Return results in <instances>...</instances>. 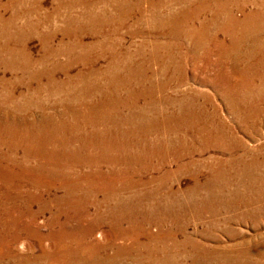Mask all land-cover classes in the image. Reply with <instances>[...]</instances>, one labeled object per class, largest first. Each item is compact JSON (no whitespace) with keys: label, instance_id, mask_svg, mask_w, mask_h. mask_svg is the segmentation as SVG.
<instances>
[{"label":"rangeland","instance_id":"1","mask_svg":"<svg viewBox=\"0 0 264 264\" xmlns=\"http://www.w3.org/2000/svg\"><path fill=\"white\" fill-rule=\"evenodd\" d=\"M115 1L116 0H66V1L64 0H13L14 5L7 9L5 7L7 6V3L9 2V0H0V29H2L3 27V22L11 21V19L14 20V23L12 24V26H10L11 28L9 29L8 32H3V33L0 32V57H1L0 58V80H2L0 81V95H1L0 96V101H1L0 107L5 108V106L9 104L8 102H4V99L2 97H6L7 95H10L11 100L18 103L19 101H21L19 99L24 94H27L28 91L31 94V93L36 92L37 88H39L38 83H35V81H31L30 79H28L27 78L28 76L26 73L17 69V67H20L26 64L25 57L28 58L27 62L30 61V63H33L32 64L33 66L30 65L31 70L36 71L37 70L35 67V65H37L36 62L40 61L46 67H50V66L52 67L54 65H57L58 68L67 67L66 68L67 72L70 73L71 75H75L77 72L81 70L85 71L83 67L84 65L87 66L89 64V66H92L94 69H101L102 67L104 68L110 65V63L107 61V58L105 59L99 58L98 60L91 62V63L80 62L79 61L80 59L77 60L76 62L70 61L69 63L67 58L64 55L63 56L59 55L57 58L58 60L53 59L51 57L49 58L50 60L47 59V61H44L43 63V60L41 61V59L44 55L45 49L40 39H42L44 36L47 35L48 37H51V40L53 37L55 38V39L53 38L54 39L53 42H50L48 44L50 46L49 49L51 50H56L60 48V47H57L59 46L60 42H64L66 46H71L70 42L72 43L74 42V38L71 35L83 36V37H80V36L77 37L76 40L81 41L82 44H85L84 49H87V48L89 49V45L91 47V46H94L97 41H101L100 35H102V33L104 34L112 33L110 34L111 37L114 39V40L113 39L111 40L112 43L113 41H120L123 47L122 49L118 47L117 51H124L125 48H131V50L132 49L134 50L136 46L145 45V48H144L145 54L146 55L151 54V57H153V60H154V61L150 60V63H148V66L150 67V70L152 72L151 82L152 83L154 82L158 87L160 83L166 84L165 90L161 92L160 97L170 98V99L175 100V99H182L184 98L185 95L186 96L188 95V97L193 95L196 98L195 99L196 106L200 107L201 110H203L206 114L214 115L215 125L217 126L224 125L228 130L231 131V133H233V136H231L230 134L231 137L230 136L228 137L226 135L227 139L230 140L231 146L233 145V147H231V150H228V151L217 149V148L216 149L207 148L209 150L203 153H197L199 152L198 151L199 149H198L194 152V154L190 156L189 155L184 156V157L182 156L179 159L178 158L179 155H185L184 153L187 152L186 150H182V149L177 150L176 146H174V148H171L170 146H168V148L166 149V147H163V146H159L157 148L156 147L151 148L149 145L143 146L142 144H139L138 147H136L137 145H134L133 143H136V141L139 140L138 137L140 135L147 136L148 137L147 141L152 139V137H155L152 130H158V131L160 130L159 131L160 135L164 137L168 136V137L180 138L186 132L184 131V129L183 130L175 129L173 126L171 127L168 125L166 126L167 128L159 127L155 129L146 127V126L142 127L141 125L140 126H132V125L128 126L127 125V126H121V127L119 126L117 129L113 125L109 126L110 124H107V125L104 124L103 126V124L92 125V124H85V123L81 124L80 123L81 126L77 125L78 128L77 127L75 128L73 126H69V128L68 127L65 128V127H62L61 125L60 131L62 130V128H65L66 130L65 129L63 130L65 131L66 135H63V137L61 136V138L60 137L59 138L57 137V138L58 140H60V142L62 143L66 142L65 144H67L68 146L70 145L69 150H70V153H72L70 156L75 157L78 160V162L80 161L79 163H77L79 164V166H81V168L78 170L82 172L74 173V176L76 175L79 176L81 181H79V183L77 182L78 185L73 188L72 185H70V183L66 182L63 179L62 180L59 179L58 176L55 178L50 177L48 181L50 183L54 182L53 184H54L55 189H52V188L36 189L35 187L33 188V185H31L34 182L36 183L35 178H32V179L30 178L24 181V180H21L19 175H13L15 177L14 179L11 177L12 178L11 181L17 182L18 185L21 184L20 187H22V188H18L20 192H17L12 187V184H10L11 183L10 177L1 176L0 181L2 180L3 182L2 181L0 182V198L5 194L6 195L11 194V196L14 195L13 196L14 199L18 197L17 199L18 204L15 206H12V209L11 210L9 209L10 210L9 213L8 211H6L8 216L11 218L10 219L11 222L6 223L8 224V227L7 225L4 226L3 223L0 224V241H2V243L0 242V246H1L0 250L2 248H5L4 241L8 242V240L10 239L12 240L13 238H15L17 240L23 239L21 242L25 243L23 246L24 248L21 246L18 247V250L21 251L20 256H23L25 254L26 257H29L34 254V257H37L35 259L38 260V261L36 260L37 263L33 262L34 264H39V263L41 264L42 261H43L42 264H60L59 260L63 259V261L65 262V258H67L68 260L72 259L71 260L72 264H81V263L82 264L83 263L84 264H264V108L261 104L262 102L261 101L259 104H257V107H260L262 109L261 110L262 112L257 117V119L255 117L253 120L252 119L244 120L243 117H241L240 115L244 114L245 111L247 110H245L246 109L245 106L239 103L240 100H243L244 98H248L249 96H250L249 98H255V99L257 98L260 100L264 99V56H263L264 54V16L263 17L254 16L253 17L254 19L250 16V14L253 13L257 7L260 8V6L263 7L260 9L262 12H264V2H262L264 0H255V1L253 0L251 2L250 1L240 2V3H237L236 6L233 7L232 10L228 12H226V8L225 9L223 8V6L221 5L222 4L221 2L220 4L219 2H213L214 5H212L211 4L212 2L210 0L206 2L202 0L195 2L193 0V3L186 2L187 4L186 3L176 4L175 2H172V0H153V1L152 0L151 1L141 0L140 1V11H139L140 13L137 12L138 9L136 11L134 9L131 12L129 11L131 14L129 12L128 14L114 12V11H118L120 9V6H122L121 5L122 3H119L117 1L115 2ZM136 1L137 0H129L130 4H132L133 7H134L133 4L136 3ZM38 3H39V6H36L38 5ZM64 3L66 6L63 5ZM59 5H62V6H60L59 8ZM217 5L220 6L219 8H217V9H220L219 11L217 12L216 10L210 11L211 10L210 8H215ZM224 5L227 6L228 4L227 5L224 4ZM87 6L89 9L86 8ZM205 6H207L206 8L210 9L209 11L207 10L208 12L205 11V12L200 13L199 11H197L199 8L205 7ZM16 8L18 9L17 11H19L18 12L19 15H17L16 17H13V11L15 12ZM159 8H160V11H159ZM151 9L152 11L154 10L155 11L152 13ZM172 9L176 11L175 12L171 11ZM106 10L108 13L106 12ZM93 12L98 13V15H105L106 17L105 16L103 17L104 18L108 17L107 20L109 19L110 20L106 22V20H103L104 19L103 17L100 18V16H98L99 19L97 18V22L95 24L92 21H96V20H93V17L90 16V14ZM196 12L199 14V16L198 14H196ZM150 13L152 15H150ZM211 13L213 16L211 15ZM81 14L89 16L88 19L92 23L90 21L81 20L79 18L77 19L79 22V23L77 22V25L79 24L80 27H82L80 29L83 32V34L77 31L76 28H74V30L70 31L69 33H66V30H65L66 28H64V26L66 27L69 20L71 21L73 17L74 18H77L78 16L81 17ZM187 15H189L190 19L188 18ZM223 15H225V17ZM67 16L69 17V20L67 19L68 18ZM192 18H193V21H192ZM204 18L206 19V21ZM229 18L234 20L235 22H241V23L247 22L250 24V21H251L254 27L249 28L248 30H237L234 33H231L232 32L231 29L229 28L228 25H226L230 23ZM162 19L165 21H163ZM181 19L183 21H186L188 25L190 24L189 25L190 28L182 27L183 24L181 22L183 21ZM202 19H203V22H202ZM209 20L210 22H213V23H210ZM80 21L82 22L80 23ZM29 22L32 23L33 25L36 24V27L35 26H34L35 28L34 27L32 28L31 26L26 27L25 24L27 23L29 26L30 25ZM108 22L111 23L112 26L111 24H109L106 27V24ZM203 24L204 26L207 25L205 26L207 30L206 29L205 30L206 32L208 31L207 32L208 34L205 32L203 33L204 35L196 36V34L194 33V30H196L198 26L203 25ZM114 26H116L117 28ZM256 26H258L259 28H256ZM19 27H21L20 29L22 30H19L18 29ZM173 27L175 29H173ZM184 29H187V30L184 32ZM226 29H229V30H226ZM38 35L40 36L38 37ZM3 36H9L11 37V39L9 38L5 39L3 38ZM114 36L116 39L114 38ZM198 37L201 39L205 38L207 42L205 41V39L203 41L206 43L201 42V40ZM168 44L173 45L172 47L173 50L172 49L170 50L166 47V45ZM157 45H161L163 47L158 49ZM72 46H75V45H72ZM95 49L96 51L102 50V48H99V47ZM63 50H66V49H63ZM77 50L78 48L75 49V51ZM75 54L77 53L75 52ZM171 54L173 57L171 56ZM169 55L172 58H170ZM1 63L4 65H2ZM178 69H182L183 71V72L181 71L182 77H180V74L178 73L179 72ZM63 77L64 76L62 74V71H57L55 73V79L57 81L59 82L63 81L64 80ZM57 81H54L55 84H57ZM40 84L41 85L44 84V86L45 85L49 86L48 85L49 82H47L46 79L44 83L42 81L40 82ZM148 85L150 84L148 83ZM253 91L254 92L256 91V93L254 94ZM241 92H242V95H241ZM39 95L41 99L43 100L46 99L49 102H52L51 103L52 105L54 104L53 101H55V97H50L49 94H45V93L44 94L39 93ZM230 100L232 101L234 100L237 106L232 108L230 104ZM65 103L63 104L62 108L59 109V111H65L64 109H66L67 107ZM48 105L50 106V103H48ZM9 106L11 105L9 104ZM53 110L54 109L52 107H50V110H49L48 106L46 105V111H45L46 114H50V112H53ZM168 112L169 114L172 112L175 113L176 112L175 107L170 105V109L168 110ZM37 113L38 112L33 109L25 110L22 113V115H20L19 113H15L16 117L13 116L14 117L13 119H15L16 122L15 121L13 122L16 124L18 122H22V124L30 123L33 120L32 119L33 115H36ZM1 116L2 115L0 113V117ZM23 121H26V122H23ZM51 126L52 125L46 126L45 128H48ZM145 129H152V130L150 133H145L148 131ZM118 130H119L118 133H122L124 134V136L120 134L119 138L112 137V135L116 134L117 133L116 131ZM102 131L105 134H108L110 136L108 137L107 135H105L100 139L94 137L93 139L90 138V139L85 140L86 133L88 134L90 133L89 135L92 136V134L94 135L103 134ZM176 134L177 136H175ZM82 138H84L83 142H82ZM232 138L234 141L232 140ZM84 143H85V146H84ZM130 147L133 150L128 152ZM22 148L23 150H25V147H22ZM125 151L128 152L127 154L129 156L127 157L129 158L136 157L139 160L134 161V162L133 161L126 162L122 160V158L125 157L123 155ZM20 153L22 154L21 151ZM113 157L115 159H113ZM213 157L215 159L216 158L219 160L221 159L222 161H225L227 159H231V160L236 159L237 162H239L240 160H242L248 165V168L251 169L255 167V165H256L255 168L257 167L258 168L256 172L257 175H255V177L253 175L252 177H244L243 179L240 178V180L238 177L236 178L233 177L231 180L230 189L223 188L220 191L219 189L214 190V192L208 196L209 198L208 202L211 200H215L217 202L218 200V203H217L216 208L211 209V207L210 208L204 207V204H203L204 202L203 199L205 198L204 192L200 191V189L198 188L199 186L203 185L206 180H208V177H207L208 175L203 176L199 174V176L190 177L188 173L184 174L185 172H183L182 170L184 168V165H186L188 162H192L196 165L203 166L202 164H205L204 162L206 161V159L213 158ZM102 160H106L108 163L104 162L105 164L102 163L100 165H95L97 163H94V162H101ZM88 161L90 163L85 164V162H88ZM92 161H93V164H92ZM121 161H124V164H118ZM222 164L225 166V163H222ZM99 168L101 171L103 169L102 172L108 173L106 177L99 178V176L95 175L97 174V172H95L94 170L99 169ZM141 168L142 169L146 168L147 169V170L145 169L146 172L145 171L140 172L139 170H141ZM88 170L94 171V172L88 173L87 175L86 171ZM248 179L250 180L248 181ZM59 180L63 181L64 184L60 182ZM243 180L246 181V185H248V182H251V188H248L247 186L241 187V185L244 184L243 182H245ZM166 182L169 184H167ZM6 184L8 186V187L6 186L7 188H5ZM126 185L128 188L126 187ZM125 187L127 191L126 189H124ZM132 187H133V190H132ZM169 187L170 189H168ZM189 188L193 191L190 192ZM70 189L72 190V194L74 196L81 195L80 196L81 198L82 197L84 198V195L88 196L87 197L89 201L87 203L88 205L81 206V203L79 204L75 202V204H72L71 206L72 207L71 210H73L71 211L69 210L70 208L68 209L64 208L62 204L58 202L56 203L55 201L54 206L49 205L51 207L48 206L49 208L46 207L40 210L41 208L40 203L44 201L43 198H47L45 200L47 202H50V198L52 197L55 198L57 195L58 199L61 200V197L66 195V192L69 191ZM120 189H124L121 194L119 193ZM156 193H157V196L160 198L163 197V199L164 198L167 199L169 196V199H170V200L167 199L169 202H166V204H163L164 207H161V210L158 209L159 218L160 220L162 219L161 221L159 220L157 216H153V213L155 212V208L151 207L152 209L150 210L147 207L148 211L137 210L138 211L137 212L135 205H134L137 202V199L139 201L141 199V197L137 195H140V194L156 195ZM115 195L116 196L123 195V197L125 198L124 200H126L125 201L126 204L124 206H121V205H118V203L113 202L114 197H116ZM19 196H22V200H24V203H20L21 199H19ZM110 196H113V197H110ZM37 197H39L41 200L37 201L36 200L38 199ZM108 197L112 198L113 201ZM133 197L135 199L137 197V199L135 200ZM106 201H109L112 204L110 203L104 204L106 203ZM150 203L152 202L150 201L149 204ZM122 204L124 203L122 202ZM174 204L175 205L177 204V205L175 206ZM12 205H14V203H12ZM165 206L167 207V209L165 208ZM100 207L101 209H99ZM121 209L123 210L127 209V210H124L126 212H123V210ZM29 211L33 213H30ZM149 211L151 212V214ZM58 213H59L58 217H60L59 220L56 217ZM74 213H75V217H74ZM117 213L118 214L120 213V214L118 215ZM31 214L36 215L35 221L31 219L30 217ZM121 214H122V217H121ZM101 215L103 216L102 218H100ZM123 215L124 216L126 215V216L123 217ZM137 215H138V218H137ZM65 216H68V217L73 216V218H69V219H72L70 221V220H67L68 218L66 219ZM140 216L142 219L144 217H147L149 219V221L146 222L145 225H142L144 226L145 236L143 234L139 236L136 232L131 231V229L134 228L135 225L142 223L141 221L142 219L140 218ZM106 219H108V221ZM120 219H123V220H120ZM89 223H90V226H89ZM108 223H110V225ZM179 224H180V227H179ZM127 226H128V229H127ZM30 229L32 231L34 230L33 231L34 233H31ZM81 230H83L84 234L82 233ZM85 232L87 233V235ZM123 232H127L126 235H124ZM2 233L4 234V236ZM117 233H120V235ZM46 237H48L49 239ZM64 238L65 239L69 238L68 240L71 241L69 244V249L71 250L69 252L71 253L66 252L65 247L62 246L64 243H61V242H63ZM45 240L49 243V248H47L48 243ZM83 240H85V242ZM65 243H67V241H65ZM30 244H32V246ZM82 248L84 249L83 252H85V254L81 252ZM28 249H31V251ZM4 250H6V248ZM3 252L4 251L1 250V253ZM9 253H5V254H9ZM80 253L82 257L79 255ZM50 255L51 257H49ZM49 258L50 259L52 258L53 260L52 259L50 260ZM166 258L168 259V261Z\"/></svg>","mask_w":264,"mask_h":264},{"label":"bare ground","instance_id":"2","mask_svg":"<svg viewBox=\"0 0 264 264\" xmlns=\"http://www.w3.org/2000/svg\"><path fill=\"white\" fill-rule=\"evenodd\" d=\"M66 1V0H64ZM119 3H122L120 6V9L118 11H114V12H118V13H127L130 11H133L135 9V11L138 9V13H140V1L141 0H137L136 3H134V7L132 6V4H130L129 0H116ZM115 1V2H116ZM144 1V0H142ZM151 1V0H150ZM153 1V0H152ZM196 1H201V0H194ZM202 1H208V0H202ZM213 4V2H220L222 3L221 5L223 6V8H226V12L232 10L233 7L236 6L237 3L240 2H246V1H253V0H210ZM255 1V0H254ZM56 2V1H55ZM68 2V1H67ZM158 2V1H157ZM172 2H175L176 4H184L186 2H192L193 0H172ZM264 2V1H262ZM75 3V2H74ZM100 3V2H99ZM112 3V2H111ZM202 3V2H201ZM253 3V2H252ZM36 4V3H35ZM113 4V3H112ZM142 4V3H141ZM150 4V3H149ZM156 4V3H155ZM187 4V3H186ZM198 4V3H197ZM204 4V3H203ZM218 4V3H217ZM224 4H228L227 6H225ZM263 4V3H262ZM14 5L13 0H9V2L7 3V6L5 8H9L11 6ZM33 5V4H32ZM64 6L65 3L63 4ZM162 5V4H161ZM205 5V4H204ZM249 5V4H248ZM39 6V3L38 5ZM62 5H59V8ZM69 6V5H68ZM72 6V4H71ZM149 6V5H148ZM153 6V5H152ZM169 6V5H168ZM183 6V5H182ZM203 6V5H202ZM221 6V7H222ZM225 6V7H224ZM263 6V5H262ZM33 7V6H32ZM94 7V6H93ZM115 7V6H114ZM119 7V6H118ZM156 7V6H155ZM159 7V6H158ZM181 7V5H180ZM198 7V6H196ZM205 7H201L199 8L197 11H199L200 13L205 12V11H219L220 6H214L215 8H206ZM13 8V7H12ZM58 8V9H59ZM88 8V6L86 7ZM117 8V7H116ZM143 8V7H142ZM184 8V7H183ZM186 8V7H185ZM190 8V7H189ZM238 8V7H237ZM260 8H263L260 6ZM260 8H256V10L250 14V16L253 18L255 17H263L264 16V12L261 11ZM22 9V8H21ZM33 9V8H32ZM89 9V8H88ZM163 9V8H162ZM187 9V8H186ZM18 9L16 8V11H13V17H16L17 15H19V11H17ZM91 10V9H90ZM89 10V11H90ZM94 10V9H93ZM117 10V9H116ZM149 10V9H148ZM188 10V9H187ZM242 10V9H241ZM22 11V10H21ZM58 11V10H57ZM86 11V10H85ZM88 11V10H87ZM105 11V10H104ZM143 11V10H142ZM152 11V9H151ZM155 11V10H154ZM152 11V13L154 12ZM158 11V10H156ZM160 11V8H159ZM171 11H176V10H171ZM182 11V10H181ZM196 11V10H194ZM207 11V12H208ZM251 11V10H250ZM95 12V11H94ZM91 13L90 16L93 17V20L96 21H92L96 24L97 22V18L98 16L103 17L105 15H98V13ZM107 12V10H106ZM129 12V13H130ZM147 12V10H146ZM166 12V11H165ZM168 12V11H167ZM206 12V13H207ZM108 13V12H107ZM161 13V12H160ZM58 14V13H57ZM83 14V13H82ZM81 17H77L74 18L70 21L69 17L67 18L69 20V22L66 24V27L64 26V28H66V33H69L70 31L74 30V28L77 29V31L81 32L83 34V32L81 31L80 25H77L78 20L77 19H81V20H85V21H90L88 18L89 16L87 15H82ZM100 14V13H99ZM131 14V13H130ZM159 14V13H158ZM183 14V13H182ZM192 14V13H191ZM195 14V12H194ZM196 14H198L196 12ZM221 14V13H220ZM229 14V13H227ZM89 15V14H88ZM108 15V14H107ZM150 15H152L150 13ZM166 15V14H165ZM212 15V13H211ZM217 15V14H216ZM219 15V14H218ZM247 15V14H246ZM110 16V15H109ZM159 16V15H158ZM167 16V15H166ZM174 16V15H173ZM186 16V15H185ZM189 18V15H187ZM191 16V15H190ZM196 16V15H194ZM199 16V14H198ZM202 16V15H200ZM213 16V15H212ZM225 17V15H223ZM236 16V15H235ZM249 16V15H248ZM106 17V16H105ZM155 17V15H154ZM176 17V16H175ZM180 17V16H179ZM222 17V18H224ZM250 17V18H251ZM104 18V17H103ZM165 18V17H163ZM168 18V17H167ZM172 18V17H171ZM170 18V19H171ZM195 18V17H194ZM211 18V17H210ZM245 18V17H244ZM16 19V18H15ZM99 19V18H98ZM107 18H104L103 20H107ZM112 19V18H111ZM115 19V18H114ZM147 19V18H146ZM179 19V18H177ZM190 19V18H189ZM199 19V17H198ZM205 19V18H204ZM208 19V18H207ZM219 19V18H218ZM216 19V20H218ZM230 19V18H229ZM254 19V18H253ZM257 19V18H256ZM113 20V19H112ZM117 20V19H116ZM129 20V19H128ZM161 20V18H160ZM163 20V19H162ZM182 20V19H181ZM185 20V19H184ZM225 20V19H224ZM262 20V19H260ZM40 21V20H39ZM99 21V20H98ZM101 21V20H100ZM114 21V20H113ZM165 21V20H163ZM162 21V22H163ZM169 21V20H168ZM179 21V20H178ZM183 21V20H182ZM190 21V20H189ZM193 21V18H192ZM191 21V22H192ZM206 21V19H205ZM220 21V20H218ZM241 21V20H240ZM3 22V21H2ZM82 21H80L81 23ZM91 22V21H90ZM91 22V23H92ZM105 22V23H106ZM118 22V21H117ZM155 22V21H154ZM157 22V21H156ZM200 22V21H199ZM203 22V19H202ZM210 22V20H209ZM225 22V21H224ZM14 23V20L11 19V21H7V22H3V27L2 29H0V32H8L9 29L11 28L10 26H12V24ZM30 23V22H29ZM79 23V22H78ZM100 23V22H99ZM148 23V22H147ZM168 23V22H167ZM175 23V21H174ZM173 23V24H174ZM183 24L182 27H189V25L187 24L186 21L181 22ZM206 23V22H205ZM213 23V22H210ZM215 23V22H214ZM221 23V22H219ZM223 23V22H222ZM228 23V22H227ZM244 23V22H243ZM241 23V22H235L234 20L230 19V23L226 24L229 26V28L231 29V33H234L237 30H248L249 28L254 27L250 21L249 23ZM49 24V23H48ZM111 24V23H107L106 27ZM121 24V23H120ZM153 24V23H152ZM178 24V23H177ZM40 25V23H39ZM83 25V23H82ZM91 25V24H90ZM100 25V24H99ZM164 25V24H163ZM169 25V24H168ZM218 25V24H217ZM225 25V26H226ZM26 27H36V24L33 25L32 23H30V25L28 26V24H25ZM49 26V25H48ZM101 26V25H100ZM112 26V24H111ZM110 26V27H111ZM122 26V25H121ZM153 26V25H152ZM170 26V25H169ZM180 26V25H179ZM207 26V25H205ZM203 25H200L197 27L196 30H194V33L196 34V36H200V35H204L203 33L206 32V27ZM219 26V25H218ZM261 26V25H260ZM34 27V28H35ZM38 27V26H37ZM104 27V26H102ZM116 27V26H114ZM164 27V26H163ZM210 27V26H209ZM220 27V26H219ZM21 27H19V30ZM24 28V27H23ZM100 28V27H99ZM117 28V27H116ZM168 28V27H166ZM172 28V27H171ZM178 28V27H177ZM216 28V27H215ZM256 28H259L258 26H256ZM115 29V28H114ZM173 29H175L173 27ZM172 29V31H173ZM183 29V28H182ZM192 29V28H191ZM206 29V30H205ZM211 29V28H209ZM208 29V30H209ZM255 29V28H253ZM25 30V29H23ZM96 30V29H94ZM101 30V29H100ZM181 30V29H180ZM187 29H184V32ZM190 30V29H188ZM223 30V29H222ZM221 30V31H222ZM229 30V29H226ZM33 31V30H32ZM102 31V30H101ZM100 31V32H101ZM134 31V30H133ZM171 31V30H170ZM214 31V30H213ZM216 31V30H215ZM48 32V31H47ZM58 32V31H56ZM62 32V31H61ZM95 32V31H94ZM116 32V31H115ZM208 32V31H207ZM206 32V33H207ZM74 33V32H73ZM108 33V32H107ZM118 33V32H117ZM173 33V32H172ZM190 33V32H189ZM193 33V32H192ZM211 33V32H210ZM225 33V32H224ZM229 33V32H228ZM244 33V32H243ZM263 33V32H262ZM39 34V33H38ZM54 34V32H53ZM75 34V33H74ZM95 34V33H94ZM112 34V33H110ZM110 34H104L102 33V35H100L101 41H97L96 44L94 46L89 45V49H84L85 44H82L81 41L76 40L77 37H83L81 35H71L74 38V42H70L71 46H66V44L64 42H60L59 46L60 47L56 50H51L49 49V43L53 42L54 39L51 37H48L47 35L44 36L41 40L43 47H44V55L41 59V61H47V59L49 58H53L58 60V56L59 55H64L68 62L70 63V61L76 62L77 60H79L80 62L83 63H91L94 62L96 60H98L99 58H107V61L110 63V65H108L107 67H102L101 69H94L92 66H89V64L87 66H83L85 71H79L77 72L75 75H71L70 73L67 72V67L66 68H58L57 65L54 66H50V67H46L44 66V64H42V62L37 61L35 65L36 67V71L31 70L30 69V65H32L33 63H30V61L27 62V57H25V65H22L20 67H17V69L21 70L22 72L27 74V78L30 79L31 81H35V83H38L39 88H37V91L34 93H28L24 94L19 100L18 103L15 101L11 100V96L7 95L6 97H2L4 99V102H8L11 106H9V104H7L5 106V108H1L0 107V113H1V117H0V177L1 176H9L10 177V181L12 180V178L14 179L15 176L13 175H19L21 180H28V179H32L35 178L36 179V183H32L31 185H33V188L35 187L36 189H46V188H52L55 189L54 187V182L50 183L48 181V179L50 177H59V179H63L66 182L70 183V185H72V187L74 188L75 186H77V182L79 183V181H81L79 176H74V173H80L82 171H79L78 169L81 168V166H79L78 160L75 157H71L70 155L72 153H70L69 150V146L65 143L60 142V140H58V138L61 136L63 137V135H66L65 131L63 129H65L66 127L69 128V126H73V127H77V125H80L85 123V124H110L109 126H114L116 127V129L120 126H146V127H150V128H159V127H166L168 126H173L175 129H184V131H186L182 137L178 138V137H164L162 135H160L158 130H152V129H145L148 130L145 133H150L151 130L153 131L155 137H152V139L148 140L147 136H142L140 135L138 138L139 140L136 141V143H133L134 145H137L136 147H138L139 144H142L143 146L145 145H149L151 148L152 147H159V146H163L166 147V149L168 148V146H170L171 148H174V146H176V149H182V150H186L187 152H185V155H179V159L183 156H187V155H192L194 154V152L196 150H198L199 152L197 153H203L205 151H208L209 149L207 148H211V149H222L225 151L231 150V147H233V145L231 146L230 140L227 139L226 135L229 137L230 134L231 136H233V133H231L230 130H228L224 125L222 126H217L214 124V115H208L206 114L203 110H201L200 107L195 105V97L193 95L189 96L188 95L184 96V98L182 99H170V98H162L160 97L161 92H163L165 90V83H160L159 87L153 82H151V78H152V72L150 70V67L148 66V63H150V60H153V57H151V54L146 55L145 54V45L142 46H134L135 49L131 50V48H125L124 51H117L118 47H120V49H122V45L120 41H113L112 43V37ZM188 34V33H187ZM208 34V33H207ZM97 35V34H96ZM175 35V34H174ZM247 35V34H246ZM40 35H38L39 37ZM113 36V35H112ZM170 36V35H169ZM186 36V35H185ZM188 36V35H187ZM207 36V35H206ZM213 36V34H212ZM37 37V36H36ZM63 37V36H62ZM176 37V36H175ZM184 37V36H183ZM236 37V36H235ZM246 37V36H245ZM3 38H9L11 39V37L9 36H3ZM29 38V37H28ZM115 38V36H114ZM118 38V36H117ZM194 38V36H193ZM199 38V37H198ZM208 38V37H207ZM8 39V41H9ZM69 39V38H68ZM116 39V38H115ZM201 40V42H204L203 39L199 38ZM246 39V38H245ZM100 40V39H99ZM114 40V39H113ZM119 40V39H118ZM48 41V42H47ZM206 41V39H205ZM210 41V40H209ZM26 42V41H25ZM200 42V41H199ZM207 42V41H206ZM204 42V43H206ZM5 43V42H4ZM16 43V41H15ZM72 43V44H71ZM77 43V44H76ZM175 43V42H174ZM186 43V42H185ZM230 43V42H229ZM232 43V42H231ZM87 44V43H86ZM75 45V46H72ZM93 45V44H92ZM172 44H168L166 45V47L168 49H172L173 45ZM190 45V44H189ZM208 45V44H207ZM66 46V47H65ZM226 46V45H225ZM238 46V45H237ZM102 48V50L96 51L95 48ZM161 45H157V48L160 49ZM165 47V48H166ZM4 48V47H3ZM52 48V47H51ZM78 48L77 51H75V49ZM140 48V49H139ZM179 48V47H178ZM200 48V47H199ZM212 48V47H211ZM5 49V48H4ZM53 49V48H52ZM66 49V50H63ZM72 49V50H71ZM144 49V50H142ZM198 49V48H197ZM202 49V48H201ZM228 49V48H227ZM3 50V49H2ZM173 50V49H172ZM199 50V49H198ZM246 50V49H245ZM9 51V50H8ZM201 51V50H200ZM217 51V50H216ZM3 52V51H2ZM75 52L77 54H75ZM10 53V52H9ZM169 53V52H167ZM177 53V52H176ZM69 54V55H68ZM80 56H79V55ZM197 54V53H196ZM255 54V53H254ZM25 55V54H24ZM167 55V54H166ZM175 55V54H174ZM179 55V54H178ZM202 55V54H201ZM233 55V54H232ZM9 56V55H8ZM172 56V54H171ZM251 56V55H250ZM264 56V54H263ZM10 57V56H9ZM13 57V56H12ZM170 57V55H169ZM173 57V56H172ZM170 57V58H172ZM180 57V56H179ZM185 57V56H184ZM199 57V56H198ZM252 57V56H251ZM1 58V57H0ZM236 58V56H235ZM247 58V57H246ZM15 59V58H14ZM12 60V59H11ZM30 60V59H29ZM50 60V59H49ZM223 60V59H222ZM6 61V60H5ZM4 61V62H5ZM13 61V60H12ZM154 61V60H153ZM78 62V63H80ZM171 62V61H170ZM11 63V62H10ZM64 63V62H63ZM2 64V63H1ZM75 64V63H74ZM4 65V64H2ZM7 65V64H6ZM15 65V64H14ZM46 65V64H45ZM48 65V64H47ZM33 66V65H32ZM49 66V65H48ZM10 67V66H8ZM34 67V68H35ZM178 67V66H177ZM221 67V66H220ZM246 67V66H245ZM250 67V66H249ZM252 67V66H251ZM33 68V69H34ZM69 68V67H68ZM253 68V67H252ZM2 69V68H1ZM83 69V70H84ZM254 69V68H253ZM259 69V68H258ZM179 70V74L180 77H182L181 73L183 72L182 69H178ZM196 70V69H195ZM57 71H62L63 74V81H57L55 79V73ZM182 71V72H181ZM247 71V70H246ZM251 71V70H250ZM207 72V71H206ZM252 72V71H251ZM250 72V73H251ZM14 73V72H13ZM249 73V72H248ZM165 74V73H164ZM263 74V73H262ZM159 75V74H158ZM2 77V76H1ZM3 78V77H2ZM17 78V77H16ZM239 78V76H238ZM45 79L47 80V82H49V86H44L40 84V82L45 81ZM246 79V78H245ZM158 80V79H157ZM242 80V79H241ZM244 80V79H243ZM2 81V80H0ZM54 81H57V84H55ZM214 81V80H213ZM10 82V81H9ZM221 82V81H220ZM224 82V81H223ZM247 82V81H246ZM34 83V82H33ZM148 83L150 85H148ZM225 83V82H224ZM250 83V82H249ZM47 84V83H46ZM247 85V84H246ZM29 86V84H28ZM179 86V85H178ZM215 86V85H214ZM229 86V85H228ZM236 87V86H234ZM226 88V86H225ZM232 88V87H231ZM167 90V89H166ZM257 90V89H255ZM234 91V90H233ZM261 91V90H259ZM48 92V93H46ZM226 92V91H225ZM239 92V91H238ZM249 92V91H248ZM254 92V91H253ZM263 92V91H262ZM39 93H45V94H49L50 97H55V101H53V105L51 104L52 102H49L46 99H41ZM228 93V92H227ZM256 93V91L254 92V94ZM231 94V93H230ZM252 94V95H254ZM226 95V94H225ZM242 95V92H241ZM248 95V94H247ZM1 96V95H0ZM234 97V96H233ZM242 97V96H241ZM245 97V95H244ZM248 97V96H247ZM250 97V96H249ZM244 98L243 100H240V104H242L243 106L246 107L245 113L241 114L240 116L243 117L244 120H248V119H254L261 114V108L257 107V104H259L261 101V104L264 108V99L260 100V99H255V98ZM258 97V96H257ZM262 97V96H261ZM260 97V98H261ZM10 98V99H9ZM235 98V97H234ZM243 98V97H242ZM232 99V98H231ZM239 99V98H238ZM241 99V98H240ZM52 100V99H51ZM66 101V103H65ZM69 101V102H68ZM142 101V103H141ZM1 102V101H0ZM229 102V101H228ZM48 103H50V106L48 105ZM66 104L67 107L66 109H64L65 111H59V109L62 108L63 104ZM230 104L231 107H236L237 104L234 102V100H230ZM5 105V104H4ZM3 105V106H4ZM46 105L48 106V109L50 110V107H52L54 110L53 112H50V114H46ZM170 105L174 106L176 109L175 113H170L168 112V110L170 109ZM61 106V107H60ZM238 108V107H237ZM27 109H33L36 110L38 113L36 115H33L32 117V122L30 123H23L22 122H18L17 124L14 123L13 121L16 122L15 119H13L14 117H16L15 113H19L20 115H22V113L27 110ZM239 109V108H238ZM244 109V108H243ZM237 110V109H236ZM234 111V110H233ZM49 112V111H48ZM235 112V111H234ZM238 112V111H236ZM242 112V111H241ZM60 113V114H59ZM236 114V113H235ZM14 116V117H13ZM262 116V115H261ZM21 117V116H20ZM19 117V118H20ZM235 117V116H234ZM18 119V118H16ZM255 119V120H256ZM37 120V121H36ZM250 121V120H249ZM26 122V121H23ZM245 122V121H244ZM48 128H45L46 126H50ZM65 127L61 129V126ZM162 125V126H161ZM81 126V125H80ZM101 126V125H100ZM254 126V125H253ZM78 128V127H77ZM95 128V127H94ZM97 128V127H96ZM104 128V127H103ZM102 128V129H103ZM106 128V127H105ZM111 128V127H110ZM125 128V127H124ZM132 128V127H131ZM134 128V127H133ZM137 128V127H136ZM167 128V127H166ZM84 129V128H83ZM101 129V128H100ZM122 129V128H121ZM165 129V128H164ZM172 129V128H171ZM174 129V130H175ZM66 130V129H65ZM72 130V129H71ZM108 130V129H107ZM245 130V129H244ZM114 131V130H113ZM163 131V130H162ZM173 131V130H172ZM68 132V131H67ZM92 132V131H91ZM103 132V131H102ZM101 132V133H102ZM117 133L112 135V137L115 138H119L120 134L122 133H118V131H116ZM137 132V131H136ZM165 132V131H164ZM182 132V131H181ZM180 132V133H181ZM74 133V131H73ZM100 133V132H99ZM144 133V132H143ZM71 134V133H70ZM83 134V133H82ZM90 134V133H89ZM88 133L85 134V140L86 139H90V138H102L103 136L107 135L108 137L110 135L105 134L103 132V134H92V136H90ZM124 136V134H122ZM129 135V134H128ZM136 135V134H135ZM134 135V137H135ZM84 136V135H83ZM130 136V135H129ZM177 136V134L175 135ZM230 136V137H231ZM58 137V138H57ZM75 137V135H74ZM126 137V136H125ZM128 137V136H127ZM66 138V137H65ZM76 139V138H75ZM82 138V142H83ZM125 139V138H124ZM64 140V139H63ZM62 140V141H63ZM79 140V139H78ZM120 140V139H119ZM233 140V138H232ZM67 141V140H66ZM89 141V140H87ZM122 141V140H121ZM234 141V140H233ZM75 142V141H74ZM96 142V141H94ZM99 143V142H98ZM88 144V143H87ZM104 144V143H103ZM75 145V144H74ZM98 145V144H97ZM100 145V144H99ZM85 146V143H84ZM93 146V145H92ZM22 147H25V150H23ZM75 147V146H74ZM97 147V146H96ZM111 147V146H110ZM117 148V147H116ZM141 148V147H140ZM98 149V148H97ZM125 149V148H124ZM138 149V148H137ZM142 149V148H141ZM154 149V148H153ZM206 149V150H205ZM7 150V151H6ZM99 150V149H98ZM109 150V149H108ZM119 150V149H118ZM133 150L131 147L128 150L131 151ZM20 151L22 152V154L20 153ZM117 151V149H116ZM160 151V150H159ZM173 151V150H172ZM106 152V150H105ZM109 152V151H108ZM111 152V151H110ZM127 151H125L123 153V155L125 157L122 158V160L124 161H138V158H129L127 156H129L127 153ZM154 152V151H152ZM158 152V151H157ZM184 152V151H183ZM84 153V151H83ZM116 153V152H115ZM138 153V152H137ZM100 154V153H99ZM103 154V153H102ZM118 154V153H117ZM132 154V153H131ZM135 154V153H134ZM181 154V153H180ZM247 154V153H246ZM78 155V154H77ZM87 155V154H86ZM105 155V153H104ZM75 156V155H74ZM106 157V156H105ZM110 157V156H109ZM144 157V156H143ZM240 157V156H239ZM78 158V157H77ZM85 158V157H84ZM95 158V157H94ZM148 158V157H147ZM99 159V158H98ZM108 159V158H107ZM113 159H115L113 157ZM170 159V158H169ZM241 159V158H240ZM174 160V159H173ZM90 161V160H89ZM85 162L86 163H90V162ZM95 161V159H94ZM100 161V160H99ZM109 161V160H108ZM124 161H121L118 164H124ZM177 161V160H176ZM179 161V160H178ZM205 161V160H204ZM104 162H107L106 160H102L101 162H94L97 163L95 165H100ZM151 162V161H150ZM237 160L233 159H227L225 161H222L221 159H215L213 158H208L206 159V161L204 162L205 164L201 165H196L192 162H188L186 165H184L183 168V172H185L184 174L188 173L190 175V177H196L200 175L206 176L208 175V180L205 181V183L201 186H199L198 188L200 189V191L204 192V199H203V204L204 207L214 209L217 207V202L215 200H211L208 202L209 198L208 196L210 194H212L214 192V190L219 189V191L223 188H227L230 189L231 187V180L233 177H238L239 180L240 178L243 179L244 177H252L254 175H257V168L256 165L253 168H248V165L243 162L242 160H240L239 162H237ZM99 163V164H98ZM108 163V162H107ZM106 163V164H107ZM116 163V165H117ZM225 163V166L222 164ZM260 163V162H259ZM84 164V163H82ZM93 164V161H92ZM91 164V165H92ZM105 164V163H104ZM112 164V163H111ZM153 164V163H152ZM211 164V165H210ZM251 164V163H250ZM108 165V164H107ZM114 165V163H113ZM149 165V164H148ZM210 165V166H209ZM254 165V164H253ZM252 165V166H253ZM259 165V164H258ZM85 166V165H84ZM224 166V167H223ZM251 166V167H252ZM114 167V166H113ZM119 167V166H118ZM117 167V168H118ZM146 167V166H145ZM151 167V166H150ZM153 167V166H152ZM250 167V165H249ZM95 168V167H94ZM147 168V167H146ZM145 168V169H146ZM91 169V168H89ZM145 169L141 168V171H145ZM155 169V168H154ZM86 170V169H85ZM147 170V169H146ZM152 170V169H151ZM255 170V172H254ZM95 172H97V174H95L96 176H99V178H103L107 176V172H102L99 169H95ZM94 171H86V174L88 175V173L94 172ZM112 171V170H111ZM119 171V170H118ZM149 171V170H148ZM85 172V171H84ZM146 172V171H145ZM112 173V172H111ZM179 173V171H178ZM84 174V173H83ZM82 174V176H83ZM110 174V173H109ZM125 174V173H124ZM127 174V173H126ZM90 175V174H89ZM94 175V176H95ZM112 175V174H111ZM169 175V174H168ZM109 176V175H108ZM115 176V175H114ZM119 176V175H118ZM127 176V175H126ZM262 176V175H261ZM12 177V178H11ZM130 177V176H129ZM58 179V178H57ZM115 179V178H114ZM121 179V178H120ZM152 179V178H151ZM150 179V180H151ZM167 179V178H166ZM20 180V179H19ZM54 180V179H53ZM83 180V179H82ZM108 180V179H107ZM119 180V179H118ZM156 180V179H155ZM161 180V179H160ZM163 180V179H162ZM250 179H248L249 181ZM2 181V180H1ZM0 181V182H1ZM60 181V180H59ZM84 181V180H83ZM131 181V180H130ZM134 181V180H133ZM149 181V180H148ZM245 181V180H243ZM3 182V181H2ZM63 183V181H60ZM161 182V181H160ZM165 182V181H164ZM25 183V182H24ZM27 183V182H26ZM84 183V182H83ZM86 183V182H85ZM100 183V182H99ZM116 183V182H115ZM140 183V182H139ZM167 183V182H166ZM244 184L241 185V187H248L251 188V182H248V185H246V181L243 182ZM12 187L14 188L15 191L20 192L18 188H22L20 187V185H18L17 182H13L11 181ZM64 184V183H63ZM130 184V183H128ZM145 184V183H144ZM153 184V183H152ZM151 184V185H152ZM158 184V182H157ZM169 184V183H167ZM59 185V184H58ZM62 185V184H61ZM67 185V184H66ZM69 185V184H68ZM80 185V184H79ZM86 185V184H85ZM84 185V186H85ZM133 185V184H132ZM142 185V184H141ZM147 185V184H146ZM166 185V184H165ZM164 185V186H165ZM257 185V184H256ZM7 184L5 185V188ZM25 186V185H24ZM99 186V185H98ZM139 186V185H138ZM145 186V185H144ZM158 186V185H156ZM162 186V185H161ZM163 186V187H164ZM169 186V185H168ZM32 187V186H31ZM91 187V186H90ZM118 187V186H117ZM127 187V185H126ZM126 187L124 189H126ZM131 187V186H130ZM129 187V188H130ZM140 187V186H139ZM72 188V189H73ZM83 188V187H82ZM119 188V187H118ZM128 188V187H127ZM141 188V187H140ZM145 188V187H144ZM147 188V187H146ZM24 189V188H23ZM29 189V188H28ZM59 189V188H58ZM61 189V188H60ZM88 189V188H87ZM124 189H120V194L122 193V191ZM163 189V188H162ZM170 189V187L168 188ZM13 190V189H12ZM50 190V189H49ZM62 190V189H61ZM85 190V189H84ZM133 190V187H132ZM152 190V189H151ZM157 190V189H156ZM166 190V189H165ZM238 190V189H237ZM10 191V190H8ZM7 191V192H8ZM32 191V190H31ZM43 191V190H42ZM66 191V189H65ZM79 191V189H78ZM127 191V189H126ZM189 191L192 192L193 190H191L189 188ZM14 192V191H12ZM38 192V191H37ZM63 192V191H62ZM115 192V191H114ZM148 192V191H146ZM145 192V193H146ZM158 192V191H157ZM233 192V191H232ZM5 193V192H4ZM77 193V192H76ZM75 193V194H76ZM82 193V192H81ZM86 193V192H84ZM103 193V192H102ZM109 193V191H108ZM117 193V192H116ZM127 193V192H126ZM36 194V193H35ZM45 194V193H44ZM149 194V193H148ZM34 195V194H33ZM48 195V194H47ZM46 195V196H47ZM56 195V194H55ZM107 195V194H106ZM110 195V194H108ZM132 195V194H130ZM159 195V194H158ZM14 196V195H13ZM10 195H3L0 198V224L3 223L4 226L7 225L8 227V222L10 221V217L8 216V214L6 213V211H9L12 209V206L17 205V199L18 197H16V199H14V197ZM51 196V195H50ZM49 196V197H50ZM62 196V195H61ZM60 196V197H61ZM76 196V195H75ZM72 194V190L70 189L69 191L66 192V195L61 197V200L58 199L57 195L55 198H50V202H47L45 199L47 198H43L44 201H40V210L43 208L48 207L49 205H53L56 203H60L63 205L64 208H70L69 210L72 209V204L76 203H81V206H86L88 205L87 203L89 202L87 197L84 195V198L79 196L75 197ZM103 196V195H102ZM114 196V195H113ZM110 196V197H113ZM116 196V195H115ZM129 196V195H127ZM139 197H141L140 201L137 199V202L134 204L136 211L137 210H145L148 211V208L151 210L152 208H155V212L153 213V216H157L159 218V211L158 209L161 210V207H164L163 204H166V202H169L167 199H169V196L167 199H163L156 195H146V194H140L137 195ZM86 197V198H85ZM108 197V198H110ZM38 199H36L37 201L41 200L39 197H37ZM131 198V197H130ZM134 198V197H133ZM201 198V197H200ZM20 203H24V200H22V196H19ZM107 199V198H106ZM105 199V200H106ZM112 200V198H110ZM125 198L122 196H116L114 197V201L118 203V205L124 206L126 204V200H124ZM135 199V198H134ZM135 199V200H136ZM172 199V198H171ZM213 199V198H212ZM93 200V199H92ZM170 200V199H169ZM220 200V199H219ZM103 201V200H102ZM152 202L149 204V202ZM19 202V201H18ZM94 202V201H93ZM122 202L124 204H122ZM129 202V201H128ZM200 202V201H199ZM12 203H14V205H12ZM27 203V202H26ZM97 203V202H95ZM103 203V202H102ZM111 202L106 201L107 204ZM132 203V202H131ZM130 203V204H131ZM180 203V202H179ZM78 204V205H79ZM99 204V203H98ZM128 204V203H127ZM162 204V205H161ZM169 204V203H167ZM184 204V203H183ZM58 205V204H57ZM77 205V204H76ZM102 205V204H101ZM115 205V204H114ZM129 205V204H128ZM161 205V206H160ZM171 205V204H170ZM175 205V204H174ZM177 205V204H176ZM175 205V206H176ZM220 205V204H218ZM28 206V205H27ZM74 206V205H73ZM91 206V205H90ZM110 206V205H109ZM187 206V204H186ZM17 207V206H16ZM51 207V206H49ZM48 207V208H49ZM99 207V206H98ZM111 207V206H110ZM115 207V206H114ZM127 207V206H126ZM148 207V208H147ZM152 207V208H151ZM170 207V206H169ZM184 207V206H182ZM225 207V206H224ZM47 208V209H48ZM78 208V207H77ZM108 208V207H107ZM122 208V207H120ZM134 208V207H133ZM147 208V209H146ZM165 208L167 209V207L165 206ZM175 208V207H174ZM228 208V207H227ZM10 209V210H9ZM88 209V208H87ZM101 209V207L99 208ZM164 209V208H163ZM169 209V208H168ZM180 209V208H179ZM3 210V212H2ZM51 210V209H50ZM66 210V209H65ZM75 210V209H74ZM96 210V209H95ZM94 210V211H95ZM113 210V209H111ZM117 210V209H116ZM123 210V209H121ZM127 210V209H124ZM123 212H126L124 211ZM173 210V209H172ZM33 211V210H32ZM53 211V210H52ZM59 211V210H58ZM73 211V210H71ZM109 211V209H108ZM144 211V212H145ZM183 211V210H182ZM196 211V210H195ZM213 211V210H212ZM30 213H33L31 211H29ZM41 212V211H40ZM43 212V211H42ZM48 212V211H47ZM68 212V211H67ZM83 212V211H82ZM97 212V211H96ZM103 212V211H101ZM100 212V213H101ZM105 212V211H104ZM114 212V211H113ZM119 212V211H118ZM138 212V211H137ZM136 212V213H137ZM143 212V213H144ZM150 212V211H149ZM163 212V211H161ZM169 212V211H168ZM172 212V211H171ZM214 212V211H213ZM60 213V212H59ZM58 215L56 216L57 219L59 220L60 217ZM73 213V212H71ZM99 213V211H98ZM97 213V214H98ZM110 213V212H109ZM135 213V212H134ZM216 213V212H215ZM28 214V213H27ZM39 214V213H38ZM86 214V213H84ZM102 214V213H101ZM118 214V213H117ZM116 214V215H117ZM120 214V213H119ZM118 214V215H119ZM124 214V213H123ZM140 214V213H139ZM151 214V212H150ZM161 214V213H160ZM167 214V213H166ZM172 214V213H171ZM214 214V213H213ZM32 215V216H31ZM30 217L33 221H35L36 219V215L31 214ZM62 215V213H61ZM78 215V214H77ZM80 215V214H79ZM142 215V214H141ZM175 215V214H174ZM197 215V214H196ZM89 216V215H88ZM87 216V217H88ZM106 216V215H105ZM126 216V215H125ZM123 215V217H125ZM128 216V215H127ZM147 216V215H146ZM29 217V218H30ZM67 220H72L69 218H73L72 217H68L65 216ZM74 217H75V213H74ZM90 217V216H89ZM103 216L101 215L100 218H102ZM109 217V216H108ZM116 217V216H115ZM122 217V214H121ZM120 217V218H121ZM134 217V216H132ZM144 217V216H143ZM175 217V216H174ZM177 217V215H176ZM93 218V217H92ZM95 218V216H94ZM138 218V215H137ZM141 218V216H140ZM154 218V217H153ZM50 219V218H49ZM78 219V217H77ZM84 219V218H83ZM86 219V218H85ZM91 219V218H90ZM98 219V218H97ZM95 219V220H97ZM104 219V218H103ZM111 219V218H110ZM127 219V218H126ZM132 219V218H131ZM135 219V218H134ZM133 219V220H134ZM142 219V218H141ZM156 219V218H155ZM178 219V218H177ZM9 220V221H8ZM31 220V221H32ZM80 220V218H79ZM94 220V222H95ZM108 221V219H106ZM123 220V219H120ZM125 220V219H124ZM136 220V219H135ZM158 220V219H157ZM156 220V221H157ZM160 220V218H159ZM162 220V219H161ZM160 220V221H161ZM30 221V220H29ZM99 221V220H98ZM117 221V220H116ZM138 221V220H137ZM141 224L135 225L134 228H130L131 231L136 232L139 236L140 235H144V226L146 222L149 221V219L147 217H144L142 220ZM180 221V219H179ZM101 222V221H100ZM106 222V221H105ZM155 222V221H154ZM164 222V221H163ZM139 223V222H138ZM168 223V222H167ZM174 223V222H173ZM95 224V223H94ZM110 225V223H108ZM115 224V223H114ZM117 224V223H116ZM119 224V223H118ZM130 224V223H129ZM159 224V222H158ZM178 224V222H177ZM48 225V224H47ZM55 225V224H54ZM97 225V224H96ZM121 225V224H120ZM128 225V224H127ZM148 225V224H147ZM182 225V224H181ZM87 226V225H86ZM90 226V223H89ZM117 226V225H116ZM130 226V225H129ZM118 227V226H117ZM180 227V224H179ZM6 228V227H5ZM94 228V227H93ZM96 228V227H95ZM146 228V227H145ZM169 228V227H168ZM82 229V228H81ZM88 229V228H87ZM91 229V228H89ZM112 229V228H111ZM126 229V228H125ZM128 229V226H127ZM182 229V228H181ZM77 230V229H76ZM146 230V229H145ZM165 230V229H164ZM173 230V229H172ZM16 231V230H15ZM25 231V230H24ZM34 231V230H33ZM31 229L30 232L34 233ZM83 233V230H81ZM113 231V230H112ZM127 231V230H126ZM129 231V232H131ZM19 232V231H18ZM73 232V231H72ZM78 232V231H77ZM116 232V231H115ZM128 232V231H127ZM127 232H123L124 235H126ZM39 233V232H38ZM81 233V232H79ZM86 233V232H85ZM91 233V232H90ZM114 233V232H113ZM121 233V232H120ZM120 233H117L120 235ZM150 233V232H149ZM182 233V232H181ZM3 234V233H2ZM69 234V233H68ZM84 234V233H83ZM166 234V233H165ZM171 234V233H170ZM10 235V234H9ZM29 235V233H28ZM42 235V234H41ZM73 235V234H72ZM87 235V233H86ZM85 235V236H86ZM102 235V234H101ZM115 235V234H114ZM137 235V236H138ZM4 236V234H3ZM32 236V235H31ZM29 236V237H31ZM74 236V235H73ZM81 236V235H80ZM130 236V235H129ZM145 236V235H144ZM164 236V235H163ZM13 237V235H12ZM11 237V238H12ZM35 237V235H34ZM79 237V236H78ZM118 237V236H117ZM124 237V236H123ZM152 237V236H151ZM160 237V236H159ZM48 238V237H46ZM45 238V239H46ZM70 238V237H69ZM69 238H64L63 242L64 243L62 246L65 247V251L69 252L71 251L69 249V244H70V240H68ZM76 238V237H75ZM90 238V237H89ZM102 238V237H101ZM166 238V237H165ZM26 239V238H25ZM43 239V238H42ZM49 239V238H48ZM79 239V238H78ZM83 239V238H82ZM115 239V238H114ZM123 239V238H122ZM149 239V238H148ZM162 239V237H161ZM3 240V239H2ZM23 240V239H22ZM22 240H17L15 238H13L12 240H8V242L4 241L5 244V248L6 250H4L5 248H2L1 250H3L5 253H9V254H5L4 252L1 253L0 250V264H34L33 262H36L37 257H34V254L26 257V255L24 254L23 256L21 255V251L18 250V247L21 246L23 247L25 243L21 242ZM38 240V239H37ZM150 240V239H149ZM169 240V239H168ZM25 241V240H24ZM46 241V240H45ZM44 241V242H45ZM65 241H67V243H65ZM77 241V240H76ZM85 242V240H83ZM81 241V242H83ZM87 241V239H86ZM89 241V239H88ZM122 241V240H121ZM158 241V239H157ZM2 243V241H0ZM47 242V241H46ZM79 242V241H78ZM139 242V241H138ZM165 242V241H164ZM27 243V242H26ZM43 243V242H41ZM48 243V242H47ZM73 243V242H72ZM51 244V243H50ZM84 244V243H83ZM27 245V244H26ZM29 245V244H28ZM32 246V244H30ZM34 245V244H33ZM41 245V244H40ZM43 245V244H42ZM125 245V244H124ZM61 246V245H60ZM59 246V247H60ZM82 246V245H81ZM142 246V245H141ZM174 246V245H173ZM1 247V246H0ZM41 247V246H40ZM51 247V246H50ZM84 247V246H83ZM24 248V247H23ZM47 248H49V243L47 245ZM61 248V247H60ZM68 248V249H67ZM20 249V248H19ZM41 249V248H40ZM24 250V249H23ZM26 250V249H25ZM31 251V249H28ZM33 250V249H32ZM43 250V249H42ZM53 250V249H52ZM73 250V249H72ZM83 248H82V253L85 254V252H83ZM108 250V249H107ZM29 251V252H30ZM58 251V250H57ZM77 251V250H76ZM23 252V251H22ZM26 252V251H25ZM35 252V251H34ZM40 252V251H39ZM78 252V251H77ZM151 252V251H150ZM153 252V251H152ZM16 253V254H15ZM24 253V252H23ZM31 253V252H30ZM38 253V252H37ZM71 253V252H69ZM18 254V255H17ZM87 254V253H86ZM69 255V254H68ZM81 256V253L79 254ZM78 255V256H79ZM164 255V254H163ZM177 256V255H176ZM47 257V256H46ZM51 257V255L49 256ZM57 257V256H56ZM60 257V256H59ZM82 257V256H81ZM84 257V256H83ZM89 257V256H88ZM91 257V256H90ZM61 258V257H60ZM139 258V257H138ZM168 258V256H167ZM166 258V259H167ZM39 259V258H38ZM50 259V258H49ZM52 259V258H51ZM50 259V260H51ZM70 259V258H69ZM119 259V258H118ZM151 259V258H150ZM41 260V259H40ZM44 260V259H43ZM53 260V259H52ZM57 260V259H56ZM72 260V259H71ZM68 260L67 258H65V262L63 261V259H60V264H72V261ZM38 261V260H37ZM46 261V260H45ZM55 261V260H54ZM58 261V262H59ZM168 261V259H167ZM166 261V263H167ZM174 261V260H173ZM7 262V263H6ZM43 262V261H42ZM41 262V264H42ZM57 262V263H58ZM91 262V261H90ZM37 263V262H36ZM86 263V262H85ZM89 263V262H88ZM40 264V263H39ZM82 264V263H81ZM84 264V263H83Z\"/></svg>","mask_w":264,"mask_h":264}]
</instances>
